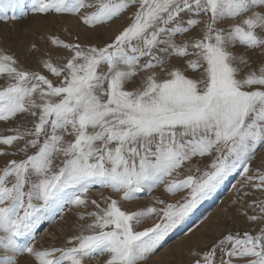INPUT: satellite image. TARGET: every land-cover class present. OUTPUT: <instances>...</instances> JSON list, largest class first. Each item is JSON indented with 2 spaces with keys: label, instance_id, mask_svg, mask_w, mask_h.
<instances>
[{
  "label": "snow or ice",
  "instance_id": "6c2138e0",
  "mask_svg": "<svg viewBox=\"0 0 264 264\" xmlns=\"http://www.w3.org/2000/svg\"><path fill=\"white\" fill-rule=\"evenodd\" d=\"M126 13L110 40L48 36L68 55L42 53L39 71L0 48V122H18L0 157L22 154L0 165V264H147L226 181L241 176L233 203L264 194V0H0V24L74 17L94 32ZM94 186L120 195L102 206ZM160 187L187 195L122 208ZM90 205L63 245L37 246L43 224ZM248 209L257 227L189 246L191 264H264V199Z\"/></svg>",
  "mask_w": 264,
  "mask_h": 264
},
{
  "label": "rangeland",
  "instance_id": "374dc122",
  "mask_svg": "<svg viewBox=\"0 0 264 264\" xmlns=\"http://www.w3.org/2000/svg\"><path fill=\"white\" fill-rule=\"evenodd\" d=\"M131 11H135V9H131L130 12ZM130 22L129 14L126 13L121 18L109 23L107 26H98L93 32L74 17L30 16L29 18L17 21L14 24H0V48L6 49L9 52L15 54L20 59L24 67L39 71L42 69V64L40 62L47 58L46 55H42V53L50 55L57 63L63 62V58L68 55L66 50H57L55 46H50L47 42L48 36L55 34L63 39H74L75 34L79 33L82 39L89 37L93 40V42H103L105 40H110ZM69 33H72L73 35L70 36ZM41 37L44 38L42 39ZM33 41L37 43L40 51L35 54H30L29 45ZM43 71L45 74L49 75V78H52L51 74L48 73L46 69ZM2 83L3 81L0 80V84ZM16 126H18V122H0V135H12L13 133L10 132L9 129ZM0 148L7 149V146L0 145ZM8 150L15 151L16 149L13 147L12 149ZM10 158H22V154L21 156L17 157H0V165H3L4 161ZM262 159H264V153H261L257 157V160L254 162L253 166H258ZM211 161V157H205L198 160L197 164L201 171L200 173L193 174L200 175L203 173V171L209 170ZM240 179L241 176H235V178L226 181L228 183L227 189L223 192L224 194L222 193L221 196H219V199L215 203V207L207 212L204 211L206 216L201 218L196 224H193L189 229H187V231L181 234V236L183 235V237L186 238L200 229L206 222L208 216L213 213L212 211L215 208H221L223 210L219 220L222 231L218 235H211L209 241L222 236L230 230L243 231L248 228L257 227L249 223L242 213L244 211H250V209H248V205L251 203V201L264 199V194L253 190L252 195L244 197L243 199L239 200L238 203H233V201L237 200V181ZM108 195H111L113 198H118L120 194L112 193L111 190L102 189L99 186H94L90 190L88 197L90 200L95 199L98 202H101L103 206V200ZM186 195L187 192L185 191L172 196L171 194L165 192L163 187H160L154 189L151 194L140 193L137 200L122 201L121 206L123 209L127 210H140L149 206L162 207V205L155 204L156 199H163L167 202L174 203L181 201ZM89 210H94L91 205L89 209L79 210L75 209L73 206L65 207L62 213H58L56 215L55 222H46L38 230L36 241L37 246L43 248L50 247L52 245H63L67 238L71 237L79 230L78 226L80 224L88 222L87 220L81 221L79 219L77 214L78 211ZM212 215L213 214H211V216ZM157 222H159V218L152 216L147 218L145 222L137 228V230H143L144 228L152 227ZM174 240H168L164 247L158 251V253L166 250V248H169L170 245H173ZM208 242L206 244L199 245V247L206 248L208 246ZM158 253L148 260L147 264H191V258L188 256V251L182 252V254L178 256L177 249H174L172 253L174 256L173 259H170L166 262H154L155 256ZM105 259L106 257L104 256L97 257L95 259L88 260L87 264H103Z\"/></svg>",
  "mask_w": 264,
  "mask_h": 264
},
{
  "label": "bare ground",
  "instance_id": "6f19581e",
  "mask_svg": "<svg viewBox=\"0 0 264 264\" xmlns=\"http://www.w3.org/2000/svg\"><path fill=\"white\" fill-rule=\"evenodd\" d=\"M227 185L228 183L225 182V184H223L210 199L202 202V204L185 221V223L170 235L168 240L175 239L173 241V245H170L169 248H166V250L160 253L157 252L158 254L155 256L154 262H159V261L166 262L170 259H173L174 256L172 255V253L174 249H177L179 256L180 254H182V252H187L189 246H196V245L199 246L201 244L202 245L206 244L209 241L211 235H218L222 231L219 220L223 210L221 208H215L212 211L213 213H211L213 215L211 216L210 214L208 216L206 222L200 229L198 230L196 229L197 230L196 232H194L193 234H191L186 238L183 237V235L181 236V234L187 231V229H189L193 224H196L197 222H199L201 218H204L206 216L204 211L207 212L215 207V203L219 199V196H221V194L227 189Z\"/></svg>",
  "mask_w": 264,
  "mask_h": 264
}]
</instances>
